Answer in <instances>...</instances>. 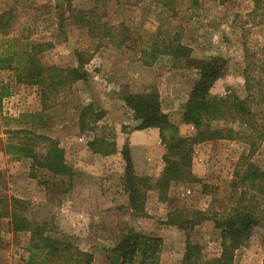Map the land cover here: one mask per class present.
I'll list each match as a JSON object with an SVG mask.
<instances>
[{
	"label": "rangeland",
	"instance_id": "374dc122",
	"mask_svg": "<svg viewBox=\"0 0 264 264\" xmlns=\"http://www.w3.org/2000/svg\"><path fill=\"white\" fill-rule=\"evenodd\" d=\"M174 1L171 9L160 0L112 1L99 8L95 20L102 26L90 34L73 22L69 8L86 14L93 9L92 0H0V14L11 11L13 18L9 37L22 44H52L40 56L44 66L74 68L77 51L89 58L84 66L88 77L61 89L45 106L40 86L18 82L13 69L0 65V93L8 92L0 102V198L20 200L19 212L41 223L51 237L92 253V264H109L106 250L125 227L161 238V253L173 262L183 253L186 235L176 228L160 235L158 231L166 227L162 222L175 210L187 217L210 204L216 207L217 201L225 203L234 167L248 151L237 141L193 146L191 172L200 183L171 185L166 193L148 191L145 215L131 216L121 186L122 148L128 145L137 175L155 179L162 172L166 148L157 129H146L154 135L133 139V148L130 146V136L143 130L137 129L139 122L120 97L157 93L162 112L178 134L189 136L193 128L181 123V115L198 78L199 62L212 56L225 61L211 96L243 98L246 52L264 58V0H197V5L192 0ZM6 38L0 34V54ZM177 45L190 48L187 60L171 59L170 52ZM15 48L21 49L19 44ZM90 103L105 111L102 123L115 132L112 155L91 153L86 144L92 133H79V111ZM15 130L26 134L14 135ZM44 137L56 140L64 150L73 168L71 177L55 176L32 168L29 159L14 158L13 154L21 152L12 147L29 145L28 139L34 138L36 150L41 151ZM252 162L264 169V142ZM144 163L151 167L143 172L136 169ZM111 198L117 202L110 203ZM192 231L187 236L201 246L206 259L219 256V232L211 222ZM29 238L28 233L13 234L9 219L0 220V264H24ZM263 259L264 244L252 238L235 252L234 264H263Z\"/></svg>",
	"mask_w": 264,
	"mask_h": 264
},
{
	"label": "trees",
	"instance_id": "16d2710c",
	"mask_svg": "<svg viewBox=\"0 0 264 264\" xmlns=\"http://www.w3.org/2000/svg\"><path fill=\"white\" fill-rule=\"evenodd\" d=\"M112 1L117 0H92L93 9L86 14L69 8L70 16L75 24L93 34L102 26L95 20L99 8ZM160 1L168 9L175 3L174 0ZM192 2L197 5V0ZM12 21L11 11L0 14V34L7 36L2 41L0 65L13 69L18 82L40 86L43 105L61 89L88 77L84 66L89 58H85L79 51L75 53L77 65L74 68L44 66L40 56L51 49L52 44L31 41L22 44L20 40L9 37ZM15 44H19L21 49H16ZM190 53V48L177 45L170 52V57L174 61L187 60ZM244 60L246 64L242 74L246 95L243 98L234 94L211 96L210 91L222 76L225 61L221 57L212 56L199 62L198 78L181 115V123L193 128L189 136L178 134L177 128L162 112L157 93L143 92L120 97L131 111L133 119L139 122L137 129H157L166 148L162 156L164 166L156 179L137 175L128 145L122 148V193L126 194L127 208L135 218L145 215L148 191L166 193L171 185L200 183L191 172L193 146L213 141H237L248 148L234 167L225 203L217 201L216 207L210 204L208 209L193 212L187 217L180 210H175L162 222V225L176 228L186 235L180 264H234L235 252L246 247L250 239L259 238L264 244V169L252 162V157L264 142V58H256L254 52L248 51ZM7 95L8 92L0 93V102ZM104 117L105 111L90 103L79 111L78 129L81 134L87 131L92 133L86 144L88 151L108 156L116 151V135L113 128L102 123ZM13 134H26V131L15 130ZM28 140L31 141L29 145L12 147L21 152L20 155L12 153L16 160L21 157L29 159L32 168L46 170L55 176L69 178L73 175V168L66 161L65 152L56 140L44 137L41 151L36 150L38 145L34 138ZM6 149L11 151L9 146ZM19 204L22 202L15 198L8 201L0 198V220L9 219L13 234L30 235L28 257L24 264H92V253L48 235L41 223L18 211ZM204 222H211L219 232L220 253L212 259H206L201 246L192 243L186 233ZM161 250V238L125 227L120 231L115 244L106 250V254L109 264H163L160 261Z\"/></svg>",
	"mask_w": 264,
	"mask_h": 264
},
{
	"label": "crops",
	"instance_id": "0c3cea01",
	"mask_svg": "<svg viewBox=\"0 0 264 264\" xmlns=\"http://www.w3.org/2000/svg\"><path fill=\"white\" fill-rule=\"evenodd\" d=\"M154 133L155 132H148V131H146V130H143V131H137V132H135V133H133L131 136H130V142H131V147L133 146V139H136V138H138V137H144V138H147V137H149L150 136V134L153 136L154 135ZM135 134V136H134V138H133V135ZM145 146H147V144H145ZM133 148V147H132ZM146 148L147 147H145V149H143V150H146ZM150 164H148L147 166H146V164L144 163V166H140V167H138V166H136V169L138 170H140L141 172H143V169H147V168H150L151 166H149ZM0 166H3V165H0ZM0 170H1V168H0ZM117 197V199H119V197L118 196H116ZM111 202H117L116 200H114L113 198H111L110 199V203ZM121 203H122V205L125 203V202H123V199H121V201H120ZM164 229L165 230H161V231H158V233L161 235V233H163V231H170V232H174V231H176L175 230V228H172V227H169V226H166V227H164ZM193 232V231H192ZM190 239L192 240V237H190ZM182 256H183V253L181 252L180 253V255L178 254V256L174 259V261L173 262H171V261H167L166 260V258H164V255L161 253L160 254V261H161V263H163V264H180V262H181V259H182Z\"/></svg>",
	"mask_w": 264,
	"mask_h": 264
}]
</instances>
